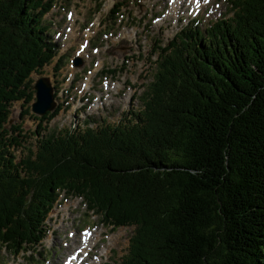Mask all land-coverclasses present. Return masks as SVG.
<instances>
[{"label":"trees","instance_id":"obj_1","mask_svg":"<svg viewBox=\"0 0 264 264\" xmlns=\"http://www.w3.org/2000/svg\"><path fill=\"white\" fill-rule=\"evenodd\" d=\"M54 1L0 0V249L37 247L63 194L134 227L120 264H264V0H229L228 18L158 48L142 108L117 125L44 136L62 107L30 114V75L56 58L41 23Z\"/></svg>","mask_w":264,"mask_h":264},{"label":"rangeland","instance_id":"obj_2","mask_svg":"<svg viewBox=\"0 0 264 264\" xmlns=\"http://www.w3.org/2000/svg\"><path fill=\"white\" fill-rule=\"evenodd\" d=\"M178 1L55 0L41 23L58 48L56 58L39 74L30 75L33 84L49 78L55 108L62 107L55 118L44 123L42 135L84 129L87 124L89 128L117 125L128 112L142 108L140 96L153 80V63L161 52L158 48L168 45L184 28L205 31L231 13L229 0H182L181 6ZM116 4L122 6L111 14ZM59 58L56 71L53 68ZM75 59L82 65L75 67ZM21 103H12L6 128L20 123ZM37 124L30 116L23 120L27 138L22 147L36 150L37 137L31 133ZM23 153L20 148L15 150L17 158ZM46 226L47 236L29 253L14 255L0 249V264H70L66 259L76 258V251L88 257L89 264H120L134 232V227L113 228L87 211L82 199L63 194ZM82 231L89 233L81 238ZM90 233L89 250L83 251V237Z\"/></svg>","mask_w":264,"mask_h":264},{"label":"water","instance_id":"obj_3","mask_svg":"<svg viewBox=\"0 0 264 264\" xmlns=\"http://www.w3.org/2000/svg\"><path fill=\"white\" fill-rule=\"evenodd\" d=\"M75 67L81 66L79 59L73 61ZM35 101L31 104V113L36 117H42L46 113H50L55 109V100L53 96V88L50 85L49 78H40L34 83Z\"/></svg>","mask_w":264,"mask_h":264},{"label":"bare ground","instance_id":"obj_4","mask_svg":"<svg viewBox=\"0 0 264 264\" xmlns=\"http://www.w3.org/2000/svg\"><path fill=\"white\" fill-rule=\"evenodd\" d=\"M174 1H176V3H177V0H174ZM184 1V0H183ZM193 1V0H192ZM179 2V6H181V5H183L182 4V0H179L178 1ZM190 2V1H189ZM86 233H89V231H87ZM91 237H92V234L90 233V234H87V236H84L83 237V243H82V246H81V249L83 250V251H88L89 250V241L91 240ZM87 254H90V252H87ZM76 258H75V262H73L72 264H77L76 263ZM83 261V257H81V259H79V262H82ZM79 264V263H78ZM89 264V263H88Z\"/></svg>","mask_w":264,"mask_h":264}]
</instances>
